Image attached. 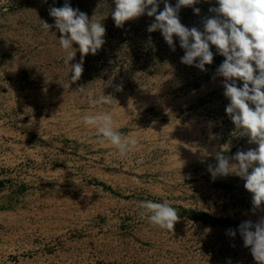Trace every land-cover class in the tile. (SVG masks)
Returning a JSON list of instances; mask_svg holds the SVG:
<instances>
[{
    "label": "rangeland",
    "instance_id": "obj_1",
    "mask_svg": "<svg viewBox=\"0 0 264 264\" xmlns=\"http://www.w3.org/2000/svg\"><path fill=\"white\" fill-rule=\"evenodd\" d=\"M65 2L106 28L75 82L49 15ZM216 6L200 0L199 15L182 7L181 23L203 31ZM113 8V0H0V264H258L239 225L264 218V205L253 206L239 176L213 180L208 171L224 144L230 163L258 147L225 111L216 71L224 57L211 46L207 71L183 64L178 38L173 51L159 30L147 31L154 17L120 28ZM80 87L112 103L89 105ZM98 113L137 139L132 152L119 156L84 125ZM145 200L176 209L172 231L141 215Z\"/></svg>",
    "mask_w": 264,
    "mask_h": 264
},
{
    "label": "clouds",
    "instance_id": "obj_2",
    "mask_svg": "<svg viewBox=\"0 0 264 264\" xmlns=\"http://www.w3.org/2000/svg\"><path fill=\"white\" fill-rule=\"evenodd\" d=\"M113 2L111 16L116 27L122 28L126 22L143 15L154 17L147 31L159 30L173 51L174 37L178 38L180 47L185 50L181 57L183 64L207 71L206 65H211L214 60L211 46H215L216 54L224 57L216 71L223 78L224 96L229 100L225 111L235 128L241 130L242 136H247L248 142L258 147L237 151L231 157L236 163H230V158L223 154L224 144L216 153V166H209L208 171L213 180L232 174L242 178L245 189L252 194L253 206L260 208L264 205V0H215L218 6L209 10L216 15L203 21V31L182 24L178 14L182 7H193L200 0H176L175 6L169 0ZM161 3L164 7L158 10ZM200 11V8L193 7L195 14L199 15ZM49 15L54 18V26L61 34L59 45L65 52L64 63L70 70V80L78 81L83 72L84 58L88 54H97L106 43V28L101 21L94 19L95 15L90 19L68 2L62 7H50ZM41 27L49 31L52 25L43 21ZM74 44L78 49L73 47ZM77 50L81 54L80 61L70 63ZM121 88L122 85L116 86L117 91ZM78 90L86 96L89 105L112 103L111 95L97 96L85 87ZM83 123L94 129L102 141L114 146L121 157L132 152L138 143L134 136L126 137L118 131V125L109 113L85 115ZM203 155L210 153L205 150ZM139 206L144 210L141 215L147 213L149 221L161 229L172 231L179 220L176 209L167 200H145ZM239 233L254 260L264 264V218L255 224L242 222ZM228 234L234 237L236 231L229 229Z\"/></svg>",
    "mask_w": 264,
    "mask_h": 264
}]
</instances>
